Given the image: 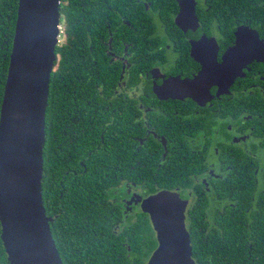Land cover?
<instances>
[{
	"label": "flooded vegetation",
	"instance_id": "af4514ba",
	"mask_svg": "<svg viewBox=\"0 0 264 264\" xmlns=\"http://www.w3.org/2000/svg\"><path fill=\"white\" fill-rule=\"evenodd\" d=\"M183 8L194 40L179 25ZM115 15L114 30L106 17V71L95 78L91 67L89 78L71 81V102L54 112L55 134L46 136L56 216L73 199L72 222L88 229L94 181H102L108 237L93 254L104 264H148L158 240L142 204L163 191L182 194L192 258L206 264L199 247L218 242L222 214L239 210L236 199L263 220L253 226H264V0H136ZM208 61L236 68L224 96L208 93L209 106L186 96L183 85ZM139 219L150 253L138 251Z\"/></svg>",
	"mask_w": 264,
	"mask_h": 264
},
{
	"label": "water",
	"instance_id": "95a60500",
	"mask_svg": "<svg viewBox=\"0 0 264 264\" xmlns=\"http://www.w3.org/2000/svg\"><path fill=\"white\" fill-rule=\"evenodd\" d=\"M61 0H19L13 47L0 112V223L9 264H64L43 201L46 115L62 22ZM185 8L179 25L191 29ZM240 71V69H238ZM236 68L204 63L200 77L184 82L186 96L211 105L224 96ZM189 87V88H188ZM183 94V92H181ZM187 197L167 191L144 200L158 247L148 264H195L185 225Z\"/></svg>",
	"mask_w": 264,
	"mask_h": 264
},
{
	"label": "trees",
	"instance_id": "16d2710c",
	"mask_svg": "<svg viewBox=\"0 0 264 264\" xmlns=\"http://www.w3.org/2000/svg\"><path fill=\"white\" fill-rule=\"evenodd\" d=\"M18 3L19 0H0V112L13 47ZM134 5L136 0H61L60 13L64 16L63 25L68 40L65 43L64 37L63 43L56 49L57 60L51 77L46 136L55 134L52 122L54 112L71 102L67 95L75 91L71 81L75 77L89 78L91 67L95 69V78L106 71L108 62L104 58L103 46L108 36L107 15H110L111 28L114 30L118 27L115 14L124 13ZM90 48L96 55L94 60H90ZM86 92L87 89L84 88L82 93ZM53 147L54 141L51 138L47 143V150ZM43 158H46V146ZM128 163L130 164L129 161ZM52 171L53 166L45 161L42 178L43 201L46 214L51 219V231L63 263L104 264L101 257L92 251L94 247H103L104 240L108 237L107 221L102 211L106 194L104 183L100 180L94 181L93 224L88 229L82 228L77 225V221L72 222L73 199H68L61 216H56V183ZM241 192L244 195V191ZM245 197H248V194ZM236 200L240 204L239 210L227 207L222 214L221 228L216 230L215 236L218 242L214 246H206V252L196 243L200 253L205 255L206 264H264V226L259 228L252 224L263 220L258 217L252 219L251 213L247 211L252 206L250 202ZM241 205H244V209H241ZM144 216L146 215L142 214V217ZM239 222L243 224L238 225ZM144 223V219L138 220V251L150 253L153 247L144 240L148 233ZM1 233L0 223V264H9ZM195 253H198L197 249ZM212 255H215V258H212ZM93 257L97 262L93 261Z\"/></svg>",
	"mask_w": 264,
	"mask_h": 264
},
{
	"label": "built area",
	"instance_id": "2783aa9c",
	"mask_svg": "<svg viewBox=\"0 0 264 264\" xmlns=\"http://www.w3.org/2000/svg\"><path fill=\"white\" fill-rule=\"evenodd\" d=\"M59 29H60V34L58 37V45H61L63 43V40H64V27H63V25L60 24Z\"/></svg>",
	"mask_w": 264,
	"mask_h": 264
},
{
	"label": "clouds",
	"instance_id": "9594fccd",
	"mask_svg": "<svg viewBox=\"0 0 264 264\" xmlns=\"http://www.w3.org/2000/svg\"><path fill=\"white\" fill-rule=\"evenodd\" d=\"M62 25V24H61ZM63 27H64V25H63ZM58 47V46H57Z\"/></svg>",
	"mask_w": 264,
	"mask_h": 264
}]
</instances>
